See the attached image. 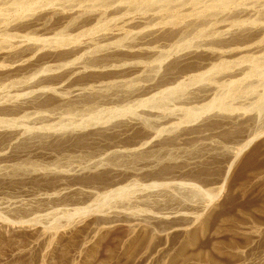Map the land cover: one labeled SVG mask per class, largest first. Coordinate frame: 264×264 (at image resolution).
Instances as JSON below:
<instances>
[{"label":"rangeland","instance_id":"374dc122","mask_svg":"<svg viewBox=\"0 0 264 264\" xmlns=\"http://www.w3.org/2000/svg\"><path fill=\"white\" fill-rule=\"evenodd\" d=\"M239 1L216 22L162 27L125 7H77L93 0L0 16V120L13 123L0 124V264H264V68L242 61L264 56V0ZM58 34L75 39L42 41ZM220 62L214 83L187 85ZM241 78L251 93H222ZM161 92L159 106L137 104ZM215 96L230 111L184 121Z\"/></svg>","mask_w":264,"mask_h":264},{"label":"bare ground","instance_id":"6f19581e","mask_svg":"<svg viewBox=\"0 0 264 264\" xmlns=\"http://www.w3.org/2000/svg\"><path fill=\"white\" fill-rule=\"evenodd\" d=\"M9 1H10V0H9ZM52 1H55V0H13V2H11V4L16 6V7H15L16 12H14V13H16V15L18 16V15L25 14V13H27V12H31L32 10H34L35 7H33V6H34V5H37V3H38V4L41 3V2H42V3H44V2H48V3H50V2H52ZM96 1H97V0H95V2H96ZM102 1H103V0H102ZM104 1H107V0H104ZM237 1H239V0H231V2H233V3H236ZM93 2H94V0H93ZM98 2L100 3L101 1L98 0ZM48 3H47V4H48ZM103 3H104V2H103ZM105 3H106V2H105ZM105 3H104V4H105ZM107 3H108V2H107ZM239 3H240V1H239ZM261 3H262V2H261ZM100 4H101V3H100ZM0 9H1V7H0ZM15 9H14V10H15ZM3 10H4V9H3ZM35 10H36V9H35ZM3 12H4V11H2V9H1V10H0V16H1V17H2L3 14H5V12H4V13H3ZM103 12H104V11H103ZM3 17H4V15H3ZM82 18H83V17H82ZM75 20H76V19H75ZM126 21H128V20H126ZM126 21H125V22H126ZM211 21H212V20H211ZM213 22H214V21H213ZM215 22H216V21H215ZM215 22H214V23H215ZM86 23H87V22H86ZM90 23H91V22H90ZM122 23H123V22H122ZM128 23H129V22H128ZM178 23H179V22H178ZM236 23H239V22L236 21L235 24H236ZM174 24H175V23H174ZM121 25H122V24H121ZM123 25H124V24H123ZM123 25H122V26H123ZM125 25H126V24H125ZM125 25H124V26H125ZM210 25H211V24H210ZM80 26H81V25H80ZM98 26H100V24L97 23V24L91 29V31L93 32L94 29H95L96 27H98ZM194 26H195V25H194ZM100 27H101V26H100ZM120 27H121V26H120ZM208 27H209V25H208ZM208 27H207V28H208ZM235 27H236V26H235ZM112 28H113V26H112ZM122 28H124V27H121L120 29H122ZM168 28H169V27H168ZM209 28H211V27H209ZM209 28H208V30H209ZM116 29H117V28H116ZM203 29H204V28H203ZM205 29H206V28H205ZM117 30L120 31L119 29H117ZM117 30H116V31H117ZM122 30H123V29H122ZM213 30H214V29H213ZM231 30H232V29H231ZM89 31H90V30H89ZM118 31H117V32H118ZM124 31H126V33H125ZM210 31H211V30H210ZM120 32H121V31H120ZM127 32H128V31L124 29L123 32H121V33H123V34H124V33L127 34ZM180 32H181V31H180ZM214 32H215V31H214ZM214 32H213V33H214ZM88 33H89V32H88ZM128 33H129V32H128ZM154 33H155V32H154ZM198 33L201 34V30H200ZM207 33H208V32H207ZM207 33H205V36L210 35V34H207ZM209 33H210V32H209ZM216 33H217V31H216ZM237 33H238V32H237ZM8 34H9V33H8ZM109 34H111V33H109ZM123 34H122V35H123ZM176 34H177V33H176ZM113 35L115 36L116 34H114V32H113V34H111V36H113ZM117 35H118V34H117ZM145 35H146V34H145ZM202 35H204V34L202 33L201 36H202ZM11 36H12V34H11ZM109 36H110V35H109ZM127 36H128V34H127ZM236 36H237V35H236ZM236 36H235V38L233 37L235 41L232 39L234 42H236V40L240 39V37H241L240 35H239L240 37H239V36L236 37ZM13 37H14V36H13ZM125 37H126V36H125ZM147 37H148V36H147ZM203 37H204V36H203ZM135 38H136V37H135ZM10 39H11V37H10L9 35L6 34V35L2 38V41H3V42H6V41H10ZM72 39H75V38H74V37H66V36H64V35L58 34V35H56L55 37H53L52 39H49V40H45V39H43L42 41H50L51 43L56 44V45H64V44L69 43V41H71ZM120 39H121V38H120ZM120 39H117L118 41L116 40V42H117V43H120V41H121ZM230 39H231V38H230ZM241 39H245V37H244V38L241 37ZM232 40H231V41H232ZM72 41H73V40H72ZM239 41H241V40H239ZM239 41H237V42H239ZM189 42H190V41H189ZM243 42H244V41H243ZM182 43H183V42H182ZM182 43H181V44H182ZM181 44H180L179 46H182ZM231 44H232V43H231ZM236 44H237V43H236ZM121 45H122V44H121ZM183 45H185V47H186V45H187L186 41L184 42ZM179 46H178V47H179ZM5 47H6V46H5ZM1 48H2V47H1ZM1 48H0V49H1ZM237 48H238V47H237ZM2 49H3V48H2ZM240 49H241V48H240ZM25 50H26V49H25ZM25 50H24V51H25ZM237 50H239V49H237ZM242 50H243V49H242ZM21 51H22V50H21ZM21 51H20V52H21ZM24 51H23V52H24ZM239 51H241V50H239ZM111 52H112V51H111ZM8 53H9V52H8ZM99 53H100V52H99ZM2 54H3V53H2ZM11 54H12V52H11ZM11 54H10V55H11ZM13 54H15L14 56H17L16 54L19 55L20 53H19V52H18V53L15 52V53H13ZM21 54H22V53H21ZM12 56H13V55H12ZM260 56H261V58H260ZM260 56H259V58H257V57H258V56H257L256 58H253V59H251V57H250V60H249V58L246 59L247 57L245 56L246 58L243 57L242 61H243V62H245V61H249L248 63H250L249 65L251 66V68H250V67H249V68L252 69V72H256V73H257L258 71H261V69H260L261 67L264 68V56H263V54L260 55ZM262 56H263V57H262ZM6 58H8V57H6ZM9 59H10V58H9ZM259 59H260V60H259ZM261 59L263 60L262 62H261ZM96 60H97V59H96ZM96 60H95V61H96ZM98 60H99V59H98ZM238 60H239V59H238ZM258 60H259V61H258ZM220 63H221V62H220ZM226 67H228L227 62H226V64H225V63H221V64L213 65V66H212L211 68H209L208 70H205V72H202V73H200V74H197V75H193V76H191V77L188 79V82H187L188 84H187V85H189V83H191V82L193 83V82H197V81H200V80H207V81H212V82H213L214 79L211 80V78H212L211 76L214 75V73H215V74H218V73H216V72H218V71H221V70H222L221 72H223V70H224ZM171 68H173V65H172V67H170V69H171ZM181 68H182V67H181ZM249 68H248V69H249ZM173 69H174V68H173ZM228 69H229V68H228ZM259 69H260V70H259ZM175 70H176V69H175ZM13 71H14V70H13ZM262 71H263V70H262ZM256 73H255L254 75H256ZM263 73H264V72H263ZM252 74H253V73H252ZM1 75H2V73L0 74V76H1ZM246 75H250V74L246 73ZM254 75H253V76H254ZM257 75H258V74H257ZM259 76H260V74H259ZM247 77H248V76H247ZM247 77H245V78H247ZM0 78H1V77H0ZM213 78H214V77H213ZM243 79H244V76H243ZM263 79H264V77H263ZM240 81H242V78H241L240 80L237 79V80H235V81H234V80H233V81H230L229 84L226 83V86H223V85H222L223 88H224V89H222V90H223L222 93H223L224 91H226V92H225V95L228 96V94H230L231 92H228V94H226L227 91H232V93H233V92L239 93V92L243 91V90L246 88L247 84H246V85H243V86H245V87H241L240 84H239ZM260 82H261V81H260ZM263 82H264V80H263ZM213 83H214V82H213ZM240 83H242V82H240ZM118 84H119V83H118ZM244 84H245V83H244ZM109 85H110V84H109ZM111 85H112V86H115L114 83H112ZM220 85H221V84H220ZM241 85H242V84H241ZM112 86H111V87H112ZM218 86H219V84H218ZM248 86L250 87V86H252V85H249V84H248ZM97 87H98V88H97ZM97 87H96L97 89H100V88H101L100 86H97ZM99 87H100V88H99ZM220 87H221V86H220ZM220 87H219V88H220ZM252 87H253V86H252ZM106 88H108V84H107V87H106ZM184 88H186V84H185L184 82H181V84H179V85L173 87V89H172V88H171V89L169 88V90L167 91V93H169V91H170V92L173 91V93H175L174 90H176V89H178V90H179V89H183V90H185ZM221 88H222V87H221ZM242 88H243V90H242ZM91 89H92V88H91ZM94 89H95V88H94ZM94 89H92V91H94ZM97 89H96V90H97ZM198 89H199V88H198ZM247 89H248V87H247ZM83 90H84V89H83ZM100 90H103V92H106V91H105L104 89H102V88H101ZM166 90H167V89H166ZM178 90H176V91H178ZM245 90H246V89H245ZM245 90H244V91H245ZM251 90H252V89H248L247 91H245V94L247 95V94L249 93L248 91H250V93H251ZM253 90H254V88H253ZM81 91H82V89H81ZM81 91H79L78 89H77V90H74V91H73V92H74V96H78V98H80L79 95H78V94H79L78 92H81ZM97 91H99V90H97ZM130 91H131V90H130ZM181 91H182V90H181ZM244 91H243V93H244ZM89 92H90V91H89ZM89 92H88V94H90ZM94 92H95V91H94ZM100 92H101V91H100ZM165 92H166V91H165ZM178 92H179V91H178ZM205 92H206V91H205ZM246 92H247V93H246ZM252 92H253V91H252ZM106 93H107V92H106ZM106 93H105V94H106ZM162 93H164V92H161L160 94L158 93L157 95H153V96L149 97L148 99L141 100V101L137 102V104H138V105H141V104H144V103H148V102H150L152 105H155V104H156V105L159 106V104H161L160 102H161L162 100H160V102H159L158 99H160V98L163 96ZM176 93H177V92H176ZM191 93H192V92H191ZM236 93H235V94H236ZM243 93H242V94H243ZM263 93H264V92H263ZM88 94L86 93V95H88ZM92 94L96 96L97 93H91V96H93ZM105 94H104V95H105ZM223 94H224V93H223ZM223 94L220 93V95H222L221 97H225ZM235 94H230V95H234V96H235ZM239 94H240V93H239ZM242 94H241L240 96H242ZM80 95H81V94H80ZM83 95H85V94H82V96H83ZM104 95H102V96L104 97ZM167 95H168V94H167ZM169 95H170V94H169ZM171 95H172V94H171ZM173 95H174V94H173ZM173 95H172V96H173ZM236 95L239 97L238 94H236ZM263 95H264V94H263ZM263 95H262V96H263ZM82 96H81V98H82ZM89 96H90V95H89ZM89 96H88V97H89ZM91 96H90L89 98H91ZM95 96H94V97H95ZM97 96H98V95H97ZM102 96L99 97V98H102ZM199 96H200V95H199ZM167 97H168V96H167ZM200 97H203V95H201ZM216 97H217V96H215V98H216ZM232 97H233V96H232ZM59 98H60V97H59ZM75 98H77V97H75ZM85 98H86V97H85ZM89 98H87V99H89ZM97 98H98V97H97ZM97 98H96V99H97ZM104 98H105V97H104ZM165 98H166V97H165ZM168 98H169V97H168ZM197 98H198V97H197ZM215 98L212 99V100L210 99V101H208V102H207L206 104H204V105L202 104V106L200 105L201 107H199V108L196 107L195 110H193V108H192V110H191V108H188L189 110L186 109V108H183V109H186L185 111L181 109V110H182V113H183V111H184V113H183V114H184V116H183L184 121H185V122H189V119L194 118L195 116H198L199 113H203V112H206V111L211 110V109H214V108L217 109V110L220 109V108H222V110H223V109L225 110V109L229 106L228 109H226V110H227V112L230 111V109H231L232 107H231L230 105H228L227 103H226V104H227L228 106L226 107V104H225V102L222 100V98H220V97H217V99H215ZM259 98H260V97H258L257 99H259ZM61 99H62V97H61L59 100H61ZM166 99H167V98H166ZM166 99H165V101H166ZM224 99H225V98H224ZM63 100H64V99H63ZM63 100H61V101H63ZM98 100H99V99H98ZM163 100H164V99H163ZM225 100H226V99H225ZM262 100H263V99H262ZM165 101H164V102H165ZM227 101H228V99H227ZM257 101H258V100H257ZM260 101H261V99H259L258 102L260 103ZM64 102H65V101H64ZM162 102H163V101H162ZM164 102H163V103H164ZM263 103H264V101H263ZM151 104H148V105H149V107L153 108V106H150ZM230 104H231V103H230ZM255 104H256V107H258V106H257L258 103L254 101V106H255ZM261 104H262V101H261ZM145 105H146V104H145ZM145 105H144V106H145ZM156 105H155V106H156ZM262 105H264V104H262ZM155 106H154V107H155ZM252 106H253V105H252ZM160 107H162V106L160 105ZM160 107H159V108H160ZM260 107H261V106H260ZM260 107H258V108L255 109V110L258 111V109H260ZM125 108H127V107H125ZM156 108H157V107H156ZM197 108H198V109H197ZM233 108H234V107H233ZM261 108H262V107H261ZM234 109H235V108H234ZM128 110H131V108L129 107ZM128 110H126V111H128ZM224 110H223V111H224ZM226 110H225V111H226ZM232 110H233V109H232ZM109 111H110V110H109ZM111 111H112V110H111ZM121 111H122V109H120V111L117 110V111H113V112H110V113H111V115H112L113 113L115 114V112L118 113V112H121ZM123 111H125V110H123ZM123 111H122V112H123ZM220 111H221V110H220ZM107 112H108V111H107ZM107 112H105V113H107ZM129 112H130V111H129ZM129 112H128V113H129ZM132 112H133V111H131L130 113H132ZM105 113H104V114H105ZM110 113H109V116H110ZM124 114H125V112H124ZM98 116H99V115H97V118L94 116V117L97 119V121H98V118H100V117H98ZM102 116H104V115H102ZM90 118H91V117H89V119H87V120H88V121H90V120H95V119H90ZM181 119H182V118H181ZM99 120H100V119H99ZM187 120H188V121H187ZM9 122H10V121H9ZM9 122H8V121H5V120H0V124H5V125L8 124V125H9V124H10ZM13 122H14V121H13ZM85 122H87V121H85ZM85 122H84L83 124L87 125ZM92 122H93V121H92ZM92 122H91V123H92ZM88 123H89V122H88ZM91 123H89V125H90ZM148 123H149V122H148ZM148 123H147V124H148ZM14 124H15V123H14ZM83 124H81V125H83ZM10 125H13V123L10 124ZM79 127H80V125H79ZM14 129H15V128H14ZM25 130H26V128H25ZM27 130H28V129H27ZM27 130H26V131H27ZM18 133H19V132H18ZM24 133H25V132H24ZM81 140H82V139H81ZM173 140H174V138H173ZM169 141H170V139H169ZM171 141H172V140H171ZM249 141H250V140H249ZM249 141H248V142H249ZM248 142H247V143H248ZM27 143H28V142H27ZM247 143H246V144H247ZM22 144H24V143H22ZM22 144L20 143V145H22ZM130 151H131V150H130ZM126 152L129 153V151H126ZM126 152H125V154H127ZM132 152H135V151H132ZM112 153H113V152H112ZM112 153H111V156H113V154L116 155V156L118 155V154H115V152H114L113 154H112ZM116 153H118V152H116ZM120 153H121V152H120ZM130 153H131V152H130ZM130 153H129V155H131V156H130L131 158H134V159H136V158L139 159V158H140V159H141V157H143L144 155H146V154L149 153V152L147 151V153H146V152H138V153H131V154H130ZM145 153H146V154H145ZM120 155H122V154H120ZM123 155H124V154H123ZM127 155H128V154H127ZM124 156H125V155H124ZM146 157H147V156H146ZM131 158H130V159H131ZM138 159H137V160H138ZM13 165H14V164H13ZM13 165H10V167L12 166V169L14 170L13 172H15L16 170L20 169V168H21L20 166H22V165H20V164H17L19 167H18L17 165H15V166H13ZM114 165H115V164H114ZM4 168L7 169V167H4ZM23 168H24V167H23ZM113 168H114V167H113ZM2 169H3V168H2ZM2 169H0V172H3V171L5 170V169H4V170H2ZM8 169H9V168H8ZM8 169H7V170H8ZM10 171H11V168H10L9 172H10ZM5 172H6V171H5ZM19 172H20V171H19ZM221 188H222V187H221ZM126 194H128L126 188H123V189H117V190H114V191L112 192V196H113V197H121V196L124 197V196H127ZM89 211H90V210H89Z\"/></svg>","mask_w":264,"mask_h":264},{"label":"clouds","instance_id":"9594fccd","mask_svg":"<svg viewBox=\"0 0 264 264\" xmlns=\"http://www.w3.org/2000/svg\"><path fill=\"white\" fill-rule=\"evenodd\" d=\"M244 6L240 3H233L231 0H121V3L118 4H100L93 2L87 5H78L77 7L85 9L88 12L101 9L106 11L108 8L125 7L128 9L125 15L131 16L133 19L137 17H158L160 22L152 26L162 27L165 24H171L177 21L183 23L188 20H201L204 18H211L215 21L219 16ZM15 7V5L5 3L3 9L6 16L11 14ZM33 7L45 9L63 6L44 3L34 5ZM78 19L79 17L76 18V20ZM76 20L71 23H75ZM214 26L215 24L209 25V27ZM140 31L143 32L146 29H141ZM205 31L207 29H201V34ZM138 34L129 33V37L134 38ZM217 35H222V33H217Z\"/></svg>","mask_w":264,"mask_h":264}]
</instances>
